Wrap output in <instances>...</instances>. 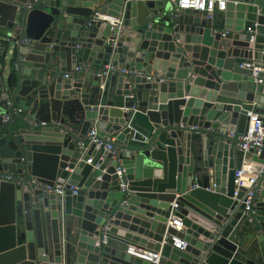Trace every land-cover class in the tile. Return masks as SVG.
Here are the masks:
<instances>
[{"label": "water", "instance_id": "water-1", "mask_svg": "<svg viewBox=\"0 0 264 264\" xmlns=\"http://www.w3.org/2000/svg\"><path fill=\"white\" fill-rule=\"evenodd\" d=\"M0 1L18 7L0 77V264H152L130 246L160 253L158 264H207L236 230H252L261 255L239 249L221 264H264V153L245 155L229 136L246 130L241 103L262 115L264 72L241 65L264 69V0L159 20L153 0H102L92 12L93 0ZM120 4V30L93 19ZM25 36L32 43L18 45ZM121 59L139 74L102 85ZM93 128L116 150L83 149ZM248 155L263 174L245 216L235 173ZM173 203L184 250L164 243Z\"/></svg>", "mask_w": 264, "mask_h": 264}, {"label": "built area", "instance_id": "built-area-1", "mask_svg": "<svg viewBox=\"0 0 264 264\" xmlns=\"http://www.w3.org/2000/svg\"><path fill=\"white\" fill-rule=\"evenodd\" d=\"M168 3H170L173 7L174 13L173 16L178 15L181 11H193L196 13H209L214 14L216 12H224L227 10V0H163ZM33 6L32 3H28L26 7L28 9H31ZM95 21H101L103 25H111L113 29H121L122 27V21L119 20L117 17L114 16H106L101 13H96L94 18ZM252 33V31H250ZM255 40V36L252 35L251 41L253 42ZM32 43V40L25 36L21 40L17 42L18 45H28ZM243 68H247L253 71L254 77L258 76L259 72H262V69L257 66L255 61H248L241 65ZM82 70V67H76L75 72H80ZM3 72V66L0 65V77L2 76ZM118 72L117 67L114 66H106L104 70L100 73V76L104 78H110L111 76L116 75ZM127 73V72H125ZM67 78L68 75H65ZM152 77H149V79ZM263 82L262 79H258L257 83L261 84ZM247 127L244 133L241 134H231L229 135L232 139L236 141L237 148L244 152L245 155L249 154L251 151H253L258 156L262 153H264V118L261 114L254 112V109L251 108L247 110ZM5 119H8L5 117ZM42 125H45L44 123ZM194 130H197L196 128ZM91 144H97V145H104L105 149L109 151L116 150L113 146V140H106L104 141L100 137L97 136L96 129H92L86 138V141L83 143H80V146L83 149H86ZM92 163V159L88 161V164ZM246 161H244L243 166L240 170L236 171L235 173V184L237 188H245V196H244V215L250 216L251 213H253V208L255 206L254 200L256 198V189L258 185V179L261 176L259 175L255 176L252 173H250L249 170H252L253 163L249 162V164H246ZM252 165V166H251ZM264 166V165H263ZM252 167V168H251ZM249 169V170H248ZM4 180L10 181V178H3ZM74 190V189H73ZM44 192L47 193H54L58 195H64V187L60 188H51V187H44ZM74 193L76 191L74 190ZM173 211L171 215V219L167 223V231L164 237V243H171L174 248L179 250H184L187 247V243L178 237V234L182 232L183 230V222L181 218L176 216V209L178 208V205L176 203L172 204ZM169 230L174 231V233H170ZM103 244H107V239H104ZM129 253L135 256L136 258H140L144 261H147L152 264H158L161 254L150 252L147 250H137L129 249Z\"/></svg>", "mask_w": 264, "mask_h": 264}, {"label": "crops", "instance_id": "crops-1", "mask_svg": "<svg viewBox=\"0 0 264 264\" xmlns=\"http://www.w3.org/2000/svg\"><path fill=\"white\" fill-rule=\"evenodd\" d=\"M100 1H102V0L88 1L87 4H91L93 7L87 8V9H85V11L86 12H92L95 8L94 6L97 5L94 2L99 3ZM140 1L146 2L145 0H140ZM148 1H150V0H148ZM153 1L155 3L156 9L161 10L159 17L157 18L158 20L161 18L166 19V18H172L173 17L174 10H173V7L170 3L163 1V0H153ZM17 9H18L17 6L6 3L4 1H0V65L8 63V60L10 58L9 57L10 54H7L6 50H5L6 46L8 47L9 42L11 40V37L8 35L9 30L7 28V24H8V22H11L14 20L15 13H16ZM108 9H109L108 12H106L107 15L117 16L118 19L121 20L122 22L124 19L126 20V17H128V13L125 12L126 10H124L123 5H121V4L119 6H116L115 8H108ZM147 18L150 19L151 15L149 14V17H147ZM139 19H140V15L138 14V11L135 10V13H132V17H130L128 19V21H130V22L134 21V23H133L134 25H136V24L139 25V23H140ZM6 57H7V59L5 60ZM5 61H6V63H5ZM79 66L82 67V69L87 70L86 81H87V85L89 86L92 83L93 76H94L93 71L90 69L91 66L89 64H80ZM117 69H118V72L116 74L117 78L120 77L121 75H130V74H134V73L139 74L137 71L132 73L129 69H127V66L124 64L123 59L119 60V64H118ZM125 72H127V73H125ZM262 72H264V69H262ZM116 75H114V76H116ZM115 79L116 78H114V77H111L108 79L102 77V85H105L106 81H111V83L114 84ZM185 97H186V99H189V96H185ZM229 102L236 103V101H229ZM241 104L249 107L250 109L254 108V106H255V105H251L248 103H241ZM258 109L261 110L260 112L262 113V116L264 118V106H260V107H258ZM114 138L115 137L112 136L111 139L114 140ZM251 158H252L251 155H248L245 157V161L247 163H245L244 166H246V164H249V162H252L253 168L251 167L252 170H249V169L248 170L250 171V173L257 176L260 174V171H261L260 164H258V162L254 163ZM243 164H242V166H243ZM240 233H241L240 230H236L234 232L233 236H222L221 239L212 248L210 255L208 257V260H207V264H221V262L226 257L229 258V256H232L234 254V252L236 250H239V249H243V251H245V252H251L252 256L255 258H257V256L260 257V255H261L260 244L254 243V235L252 233V230H248V232L245 234L244 239H242V237L239 238ZM117 246L122 248V249H125V246H122L120 244H117ZM130 249H134L135 251L144 250L143 248L139 249V248L134 247V246H130ZM168 253H170V252H168Z\"/></svg>", "mask_w": 264, "mask_h": 264}, {"label": "rangeland", "instance_id": "rangeland-1", "mask_svg": "<svg viewBox=\"0 0 264 264\" xmlns=\"http://www.w3.org/2000/svg\"><path fill=\"white\" fill-rule=\"evenodd\" d=\"M9 57H10V56H9ZM5 73H6V78H7V75H8V73H9V70H6ZM6 78H5V79H6Z\"/></svg>", "mask_w": 264, "mask_h": 264}]
</instances>
